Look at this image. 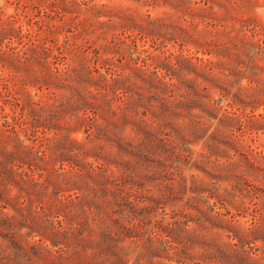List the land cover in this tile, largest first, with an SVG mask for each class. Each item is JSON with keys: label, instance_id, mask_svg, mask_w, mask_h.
I'll return each instance as SVG.
<instances>
[{"label": "rangeland", "instance_id": "374dc122", "mask_svg": "<svg viewBox=\"0 0 264 264\" xmlns=\"http://www.w3.org/2000/svg\"><path fill=\"white\" fill-rule=\"evenodd\" d=\"M0 248L264 264V0H0Z\"/></svg>", "mask_w": 264, "mask_h": 264}, {"label": "trees", "instance_id": "16d2710c", "mask_svg": "<svg viewBox=\"0 0 264 264\" xmlns=\"http://www.w3.org/2000/svg\"><path fill=\"white\" fill-rule=\"evenodd\" d=\"M0 249H2V248H0ZM23 251H24L25 255H27L28 257H31L32 255H34L35 257H39V251H37V250H32V249L31 250H25V249H23ZM47 258H48V264H58L57 260L54 257L48 255ZM29 260H30V258H29ZM31 263L32 264H38V263H36V260H32Z\"/></svg>", "mask_w": 264, "mask_h": 264}]
</instances>
